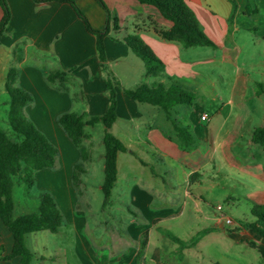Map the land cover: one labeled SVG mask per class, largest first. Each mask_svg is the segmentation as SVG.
Instances as JSON below:
<instances>
[{
  "label": "crops",
  "instance_id": "obj_1",
  "mask_svg": "<svg viewBox=\"0 0 264 264\" xmlns=\"http://www.w3.org/2000/svg\"><path fill=\"white\" fill-rule=\"evenodd\" d=\"M75 1L91 26L102 30L106 16L101 7L94 0ZM103 1L118 27L116 31L111 29L103 38L105 70L98 59L95 36L85 30L69 5L6 0L10 18L0 40V123L4 126L0 127L12 135L7 123L9 95L5 82L8 69L15 67L18 73L14 86L32 97L31 103L24 109L26 117L39 131L45 133L48 141L57 149L61 144L69 146L66 155L60 154L58 149L60 167L53 171L45 170L44 173L46 181H60V190L66 186L67 192L71 193L69 199L73 207L70 177L74 178L76 172L86 173L84 168L77 170V164L89 160L86 155H82L81 150L87 143L92 145V137L86 132L88 137L81 141L76 150L70 146L67 135L56 119L64 113H74L83 122L101 116L108 105L104 83L106 72L111 73L118 83L124 78L131 82L130 86L120 83L123 88H133L143 78L144 83H154V78L145 76L143 62L122 41L126 35L135 33L164 66L163 75L157 79L163 83L176 84L194 94L191 105L180 104L171 108L170 118L178 126L186 127L195 141L189 151H183L170 120L159 107L151 105L157 108L155 110L143 106L146 103L129 99L115 87L116 118L109 132L127 151L117 154L116 180L108 202L113 198L130 218L122 231L109 232V243L103 245H96L92 236L83 232L85 219L75 216L66 217L58 231L52 234L67 236L68 240L71 238L73 255L78 261H81L80 257L84 258L83 264H200L204 255L197 251L198 247L208 237L217 236L242 243L248 249H257L259 256L263 257V239L247 231H233L232 226L225 227L221 216L229 218L226 215L209 218L205 210L206 199L201 191V179L207 178L206 181L214 183V178L209 174L221 173L216 163L221 162V166L224 163L234 164L246 175L238 183L246 187L245 205L249 214L254 205H264V152L251 141L252 132L264 128V119L258 125L256 117L260 105L256 110L246 105L245 101L247 90L256 99L264 97L257 92V84L264 88V82L240 73L238 59L242 48L234 39L240 30L252 31L253 46L258 48V61L264 69V0H236L237 8L231 23L228 22L231 6L227 14L220 16L204 7L199 0H185L203 32L215 43V48H212L215 53L210 56L203 55L200 50H191L196 47L182 48L176 43L161 40L154 33L153 25L166 29L170 23L154 7L139 4L136 0ZM247 4L250 13L245 12ZM241 65L244 66L245 61H241ZM225 70L229 72L228 75ZM51 72H64L65 80L62 83L58 79L50 82L47 77ZM260 75L264 76V70ZM199 93L205 98H219L220 101L228 95L230 98L225 103L233 104L226 112L223 107H215L214 114H225L218 125L220 132L217 131L214 136L207 125L212 119L211 114L194 104ZM160 111L163 116L159 114ZM204 114L207 119L201 120ZM227 124L228 130L224 132ZM113 129L115 134L112 133ZM255 149L262 155L259 161L255 158ZM153 163L158 165L156 171L153 170ZM209 164L215 169L209 170ZM36 173L42 175L43 179V170ZM75 184L78 194L91 191L83 180H76ZM225 197L232 206L238 208V197ZM15 206L14 201V209ZM14 215L21 214L14 212ZM181 223L195 226L186 236L173 233L183 241H188L202 229L210 228L211 231L193 246L180 250L177 256L178 244L158 229L172 232V226ZM197 224L205 225L198 229ZM145 233L147 241L143 255L138 259L137 253ZM12 245L11 234L0 221V256L9 255ZM44 250L43 256L31 250L36 255L31 264H60L58 256L49 253L48 248ZM185 257H188L186 262ZM18 261L15 257L0 260V264H17Z\"/></svg>",
  "mask_w": 264,
  "mask_h": 264
},
{
  "label": "trees",
  "instance_id": "obj_2",
  "mask_svg": "<svg viewBox=\"0 0 264 264\" xmlns=\"http://www.w3.org/2000/svg\"><path fill=\"white\" fill-rule=\"evenodd\" d=\"M33 3L58 2L67 4L73 10L76 17L82 22L85 30L96 38L95 47L100 65L105 70L103 38L112 29L116 31V20L111 16L109 9L103 0H94L105 12V26L102 30L94 29L86 15L76 4L75 0H31ZM139 4L154 7L160 15L170 23L166 29L153 25L154 33L165 42H172L182 48L210 47L215 48V43L203 32L202 27L185 0H136ZM231 6L228 22L231 23L237 8L236 0H227ZM2 16L0 18V40L10 18V10L6 0H0ZM245 12L250 13L248 4ZM112 23V24H111ZM122 41L131 52L139 58L144 65L145 76L154 78L153 84L141 83L133 89H122L121 92L129 99L159 107L170 120L176 132L177 142L183 151H189L194 144L192 133L186 128L178 126L170 118V109L176 105H191L194 100L192 92L181 89L171 82L163 83L157 78L164 72L162 62L152 50L145 44L139 35L132 33L126 35ZM18 70L15 67L8 69L5 89L9 95L7 123L12 135H8L0 127V221L10 232L13 245L9 255L0 256V260L18 258L17 264H31L35 253L27 246L26 239L30 234L48 231L56 233L62 225V213L58 209L54 199L48 193L39 195L37 210L31 213L14 215L13 186L15 180L30 187L33 184V173L45 169H52L56 165L58 149L48 141L34 124L26 117L25 107L31 103V95L21 88L15 87L14 82ZM64 72H51L47 80L50 82L58 79L60 83L65 80ZM105 88L107 91L108 105L106 111L98 117H91L83 122L74 113H64L57 117L58 125L63 129L74 146H79L88 135L84 131L85 126H94L100 122L103 125V180L100 186L103 201L101 207L108 202L111 189L116 180V158L119 152H126V147L115 138L109 129L115 121L116 91L118 82L114 76L106 72ZM257 92L264 95V88L257 84ZM251 141L258 144L264 152V128H257L251 134ZM194 175V174H193ZM249 220H238L233 231H247L264 240V205H254L250 210ZM159 232L178 244V249L193 246L203 235L211 229L198 231L188 241L176 237L169 230L159 228ZM147 238L146 233L140 242L137 258L141 259Z\"/></svg>",
  "mask_w": 264,
  "mask_h": 264
},
{
  "label": "rangeland",
  "instance_id": "obj_3",
  "mask_svg": "<svg viewBox=\"0 0 264 264\" xmlns=\"http://www.w3.org/2000/svg\"><path fill=\"white\" fill-rule=\"evenodd\" d=\"M199 2L204 7L220 16L227 14L230 8V4L227 0H199ZM234 39L236 43L242 48V53L240 54L238 59V68L240 70V73L248 74L251 79L264 82V76L260 75V73H262L264 69L261 65L262 63L258 61V48H254L253 46V32L240 30L234 35ZM191 50H196L197 52L198 50H200L202 54H205L206 56H210L215 53L214 50L210 47H196L191 48ZM241 61H245L244 66L241 65ZM225 73L226 75L229 74V72H227L226 70ZM144 82L145 80L143 78L141 83ZM120 83L124 84L125 86L132 85L131 82H128V80L124 78L120 80V82L116 86L120 90L133 89L134 87H136L134 86L133 88H123ZM249 93L250 92L247 90V96L245 97L246 105L253 109L256 108V110L260 105L259 109L257 110L256 117L257 124L259 123L258 125H260L263 123L261 121H263L264 119V97L256 99L249 95ZM229 98L230 96L225 95L221 98L220 101L219 98L215 100L205 98L201 96L200 93L196 96V99L194 101L196 107L211 114L212 119L207 125L210 128L212 136H214L216 132L219 131L218 125L220 124L221 118H223V113L233 106V104L230 105L225 103ZM222 103H224V105ZM143 106L154 109L156 108L151 107V105L148 104H144ZM217 106L218 108H224V112L220 115L214 114V109ZM159 114L163 116L161 111ZM155 121H158V119ZM228 125L229 124H227L225 129L223 130L224 132L228 130ZM0 126L2 128L4 127L1 123ZM84 131L85 133L88 132L89 134H91L92 145H89L87 143L86 145H84V150H81L82 155H86L89 160H82L81 163L77 164L79 166L77 167V170H81L82 168H84V170H86V173L81 174V172H76L74 178L70 177L72 195L74 197V202L72 205L73 207H71L69 199V195L71 193L67 192L66 186H64L63 189L60 190L62 185L60 184L59 180L55 182H48L45 180V170L53 171L60 167L61 164H59V160L57 159V163L54 168L43 170V179L42 175H35V173L38 171L33 173V184L30 187H25V185H23L22 183L17 184L15 180V184L13 187V199L16 206L14 212L16 214H26L36 211L39 201V195L42 192L48 193L54 199L58 209L62 213L63 220H65L66 217L71 216L85 219V229L83 232L85 234L87 233L89 236H92L91 238L92 240H94V243L96 245H103L109 243L107 237V235H109V232L118 233V231L123 230L124 226L127 224L128 219L130 218V215L126 213V210L121 207L120 204H116L113 198L110 199L109 202H107L105 207H101L103 197L98 186L103 179V125L101 123H97L93 127H85ZM40 132L45 135L43 131ZM112 133L115 134L114 129L112 130ZM66 139L68 140L72 148H77V146H74L71 143L67 136ZM68 148V145L61 144L60 148L58 149L60 154L66 155ZM253 152L255 154V158L257 159V161H259L260 156H262L260 154V151H258V149H255L253 150ZM140 155L141 157H143L142 154ZM119 162H121V160ZM216 166L219 170L221 169V173L217 174V172H213L209 174L212 176V178H214V183L206 181L207 178L201 179V185L203 187L201 188V191L203 192V197L206 199L205 210L209 218H213L214 215H226L231 219V223L226 224L223 221L224 226H232V228H235V222L237 220H249L251 218L245 205L246 187L244 188L238 183L240 179L246 178V175L242 173L234 164L224 163L223 166H221V162H218L216 163ZM152 167L155 171L158 169L157 164L153 163ZM208 168L209 170L215 169L214 166L210 164L208 165ZM76 180L85 181L87 187L91 189V191L84 192L82 190L83 192L78 194V188L74 186L76 185ZM193 187L196 188L197 185L194 184ZM226 195L238 197L236 198L239 199L238 208L237 206H232L230 202H228L229 200H226ZM218 205L221 207L220 211H216ZM94 218L98 221H95ZM99 221L101 222V224H97L99 223ZM104 221L106 222V224ZM204 225L205 224H197L196 227L199 229L200 227H204ZM65 227L69 228L68 226ZM171 229V233L179 236H186L188 232H191L192 229H195V226L191 227L186 223H181L179 225L172 226ZM63 232L65 231L63 230ZM26 242L30 250L42 256L43 253H45L44 249L48 248L49 253H54L56 256H58V261L60 262V264H83L85 260L84 258L79 256L81 261H78L75 255H73V241H71V238L70 240H68L67 236H58L57 234H52L48 231H40L30 234L27 237ZM69 242L71 244H69ZM197 251L204 255L200 264H212L213 262H216L217 264H264V256L260 257L257 249H248L242 243L232 241L225 236H217L215 238L208 237V239L204 240L203 244L198 247ZM176 254L177 256H179L180 250H177ZM187 259L188 257H185L184 261L186 262ZM190 261L192 262L193 260L191 259Z\"/></svg>",
  "mask_w": 264,
  "mask_h": 264
},
{
  "label": "built area",
  "instance_id": "obj_4",
  "mask_svg": "<svg viewBox=\"0 0 264 264\" xmlns=\"http://www.w3.org/2000/svg\"><path fill=\"white\" fill-rule=\"evenodd\" d=\"M200 119H201V120H206V119H207V116L204 114V115H202V116L200 117ZM216 209H217V210H220L221 207H220V206H217ZM221 217H223V216H221ZM223 220H224V222H225L226 224L231 223V220H230L229 218H224V217H223Z\"/></svg>",
  "mask_w": 264,
  "mask_h": 264
}]
</instances>
